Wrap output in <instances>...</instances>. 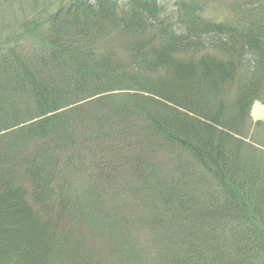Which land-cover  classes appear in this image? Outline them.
<instances>
[{"label":"trees","instance_id":"16d2710c","mask_svg":"<svg viewBox=\"0 0 264 264\" xmlns=\"http://www.w3.org/2000/svg\"><path fill=\"white\" fill-rule=\"evenodd\" d=\"M156 1L71 0L37 43L0 51V264H98L84 183L93 208L127 190L145 202L119 228L180 236L151 264H264V162L242 161L264 156L246 141L264 105V0L220 21L201 16L213 0H178L174 20ZM103 22L127 34L120 48L92 43Z\"/></svg>","mask_w":264,"mask_h":264},{"label":"rangeland","instance_id":"374dc122","mask_svg":"<svg viewBox=\"0 0 264 264\" xmlns=\"http://www.w3.org/2000/svg\"><path fill=\"white\" fill-rule=\"evenodd\" d=\"M69 1L71 0H0V51L8 48L16 49L20 45L31 47L37 43L35 36H39V33L42 35L45 31L44 26L41 24L42 20H45L46 17L56 12L59 6L68 4ZM177 1L157 0L155 5L157 11L158 9L161 11L162 16L174 20L176 11L179 10L176 5ZM236 1L238 0H213L209 8L205 10L206 13H202L201 16L203 18L220 21L224 17H227L229 6ZM243 1L248 2L249 0H241V2ZM116 11L117 13L121 12L118 8ZM145 17L150 18L146 13ZM95 26L97 28H93V31L96 32V36L92 40V43L96 44V48L109 46L120 48L121 43L127 40V34L119 25L112 26L109 22H103L102 25L97 24ZM256 105L258 107V113H254ZM106 118H111V116L106 115ZM250 118L253 123H259L260 125L254 128V130L257 129L255 133H249L247 138L253 135L250 142L248 139L246 141L249 144H253L257 150L264 152V105L255 102L250 110ZM133 132L134 130H130L127 133V137L132 136L134 134ZM118 140L121 142L122 138ZM160 140L158 143L165 150L167 146L161 144ZM205 143L209 144L210 138L207 137ZM244 153L246 157L242 161L264 162V158H262L264 156L262 154L253 153V150L249 148H246ZM156 156V161H158L156 163V167L158 168H156V171L169 173L171 166L175 162H170L169 164L165 157L160 155ZM73 163L72 166L77 164V162ZM195 172L198 173V169ZM184 175L182 177H185L184 179L186 180L193 179L188 174ZM79 180L86 179L85 177H81ZM83 186H86V184L84 183L80 186L81 195L79 197V204L82 203L83 209H81L78 217L83 219L85 216L86 223L83 226L82 234L90 242V246H98V253L100 255L98 264H151L152 260L156 262L158 258L163 257L165 254H169V257L177 255V252L172 251L174 249L173 243L169 240H173L174 244L177 245V238L180 239L178 235L170 239V234H166L158 229H152L151 225V227L147 225L145 228H137L135 223L132 224L129 218H127V225L123 226L121 224L119 228V221L131 214H134L133 216L137 221L140 218V221L145 220V211L143 210L147 206H143V204L146 205L144 201H139V198L132 196L133 190L130 192L129 190L125 191L121 194L122 196L120 195L121 197L118 196L115 200L113 194L108 193L106 206L101 207L97 204L99 209L91 206L89 199L83 193ZM201 186V196L204 198V194L210 195V192H207L203 188V184ZM117 192L120 194L121 190ZM202 197L200 198V202L202 201ZM151 198L152 196L148 195L146 199L151 200ZM108 210L110 212L112 211L110 215L108 213L106 214ZM198 230L200 229L198 228ZM160 246L164 249L157 250Z\"/></svg>","mask_w":264,"mask_h":264},{"label":"bare ground","instance_id":"6f19581e","mask_svg":"<svg viewBox=\"0 0 264 264\" xmlns=\"http://www.w3.org/2000/svg\"><path fill=\"white\" fill-rule=\"evenodd\" d=\"M257 111H258V107L256 105V107L254 108V113H258Z\"/></svg>","mask_w":264,"mask_h":264}]
</instances>
